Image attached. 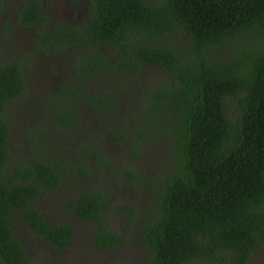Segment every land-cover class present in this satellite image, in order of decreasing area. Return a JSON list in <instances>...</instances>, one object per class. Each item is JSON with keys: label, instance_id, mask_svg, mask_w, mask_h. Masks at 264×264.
Masks as SVG:
<instances>
[{"label": "trees", "instance_id": "trees-1", "mask_svg": "<svg viewBox=\"0 0 264 264\" xmlns=\"http://www.w3.org/2000/svg\"><path fill=\"white\" fill-rule=\"evenodd\" d=\"M20 1L21 24H45ZM49 25L40 46L75 51L29 102L47 112L21 124L33 161L4 116L28 95V56L0 63V264H43L19 231L68 247L67 213L106 264H248L264 239V0H94L86 24Z\"/></svg>", "mask_w": 264, "mask_h": 264}, {"label": "rangeland", "instance_id": "rangeland-1", "mask_svg": "<svg viewBox=\"0 0 264 264\" xmlns=\"http://www.w3.org/2000/svg\"><path fill=\"white\" fill-rule=\"evenodd\" d=\"M65 1L66 0H37L36 2L42 8L41 10L42 14H46L47 18H51L52 20L51 22H53L56 21L57 17L60 16V14H58V11L56 13V9L59 10L61 3ZM5 4H6L7 12H5V14L3 12L0 14V21L2 22L3 30L5 29V27L6 28L11 27L10 23L6 21L7 17H10L11 13L17 12V9L15 8L16 3L13 2V0H5ZM56 4H58V7ZM62 11H64L63 8ZM10 22H15V21L11 20ZM15 27H16L15 29L11 28L10 30H7L6 33H4L5 30L0 31V63L16 61L20 59L21 54L24 55V52L29 50L30 51L33 50V57L31 58V62L26 64V67H24V72L28 84V89H27L28 95L23 101H21V99L19 98H14L10 100L4 109V116L10 126V135L14 140V143L11 146L12 151L22 152L23 149L26 153V157H28V159L33 161L34 155L30 153V149H29V145L31 144L30 143L31 139L28 135H30V133H28V131L26 133V131H24L22 128L23 125L21 124H27V122L29 121L33 123H38L40 122L41 117L46 116L45 114L47 112H42L41 110L34 108L35 106L29 104V102H31L33 98H36L35 96H38V94L43 95L44 91L42 85L44 84L49 85L51 81L53 85L57 84L55 83L54 80L56 68H54L52 64V59L60 60L63 64H66L65 62L73 55L70 51H66L65 55L60 54L58 58L50 54L51 47L37 45L38 31L39 30L48 31L49 24L48 26L44 25L38 28V26H20L18 23H15ZM36 81H39V84H37ZM57 87H59V85H57ZM112 155L113 157L117 156L115 153H113ZM156 165H157V159L155 158L153 160V163L149 161L146 163L145 161L143 162L141 171L142 170L145 171L147 167H154ZM106 177L108 176L102 175L101 179H103L104 181ZM112 184L118 185L117 182H112ZM116 188L118 193L122 192V189L120 187H116ZM139 193L140 195H138L137 197L141 198L142 192ZM60 196H63V192L60 193ZM62 201L64 202L63 198H60V203ZM113 201L119 202V200H115V199H113ZM49 203H52V205H46V206H53L54 204L59 203V200L51 199ZM38 205L40 208L44 206L41 205L40 202ZM138 209L144 211L143 207ZM55 212L56 214H58L56 215V219H59L60 216H63V214L60 213L57 209H55ZM107 213L114 214V219L115 221H117L118 224L121 222L119 221V219H121L122 217H119L117 213L112 209H109ZM71 220L74 221V219L72 218ZM74 226L77 231V233L75 232L74 241L68 245V248L63 249L61 252H59V254L57 252L51 254V251H49V249L46 246H41L39 248H34L33 246H30L29 250L26 249V251L29 254H31L32 252V254H34L35 257H38V260H40L39 262H43V264H106L108 260L103 258L102 254L99 253L95 254V250H93L90 246L84 247V243H86L84 241L85 234L90 229V226L81 225L78 222H76ZM120 227L123 228L122 225L117 226L119 230ZM126 235H129L128 232ZM126 235L125 237H128ZM260 243L261 244L259 248L250 255L248 264H264L263 238L260 239ZM32 244H36V243H32ZM26 245L27 243L25 244V246ZM189 264H215V263L209 261H202V262H194V263L191 262Z\"/></svg>", "mask_w": 264, "mask_h": 264}, {"label": "flooded vegetation", "instance_id": "flooded-vegetation-1", "mask_svg": "<svg viewBox=\"0 0 264 264\" xmlns=\"http://www.w3.org/2000/svg\"><path fill=\"white\" fill-rule=\"evenodd\" d=\"M3 1V3H4V5L6 6V4H5V0H2ZM93 1L94 0H66L65 2H62L61 3V6H60V9L58 10V9H56V13H57V11H58V14H60V16L59 17H57V19H56V21L60 24V25H63V26H65V27H71V26H74V25H82V24H86V21L89 19V17H90V13H91V11H92V8H93ZM13 2H15L16 3V6H15V8L17 9V11H18V9L20 8V6L22 5V2L20 1V0H13ZM29 3H30V1H28ZM3 5V6H4ZM57 5V7H58V4H56ZM62 8L64 9V11H62ZM41 10H42V8H41ZM4 14H5V12H7V10L6 9H4L3 11H2ZM2 12H0V14L2 13ZM42 12V11H41ZM46 17H47V15L46 14H44ZM10 18V20H8ZM49 19H50V21H49ZM11 20H14L15 22H10ZM6 21H8V22H10V25H11V27L10 28H5L6 29V31L7 30H10L11 28H13V29H15L16 27H15V23H18L20 26H38V28L39 27H41V25H40V22H35L34 24H32V25H23V24H21L20 23V21H19V17H18V14L17 13H11L10 14V17H7V19H6ZM49 21V22H48ZM51 18H47V21L45 22V24L44 25H47L48 26V24L49 23H51ZM55 21V22H56ZM1 22V21H0ZM44 25H42V26H44ZM3 25H2V22L0 23V31H2L3 30V27H2ZM50 26V25H49ZM58 30V28H56V31ZM46 33V31H43V30H39L38 31V41H37V45L38 46H40V43H41V39H42V36L44 35ZM66 49H67V51H70L71 53L73 52V51H75V49H73L72 48V46L71 45H67L66 46ZM56 51V53H58V55L56 54V57H58L59 56V51L58 50H53L52 49V52H55ZM22 55V54H21ZM21 55H20V58H21ZM24 55L25 56H28V60H27V62H31V58L33 57V50L32 51H25L24 52ZM51 55H53V56H55V54H51ZM59 58V57H58ZM27 59V58H26ZM19 60V59H18ZM52 64H53V66H54V68H56V70H55V76H54V80H55V83H57V84H55V85H53L52 84V81H51V83L48 85V84H44V85H42V87H43V91H44V93L43 94H46V93H48L47 91H49V89H50V91L49 92H54V91H56L57 89H58V87H57V85H61L64 81H65V79H66V73L63 71V69L61 68L63 65H65V64H63L60 60H55V59H52ZM66 66V65H65ZM26 80H27V78H26ZM36 83L37 84H39V81H36ZM35 83V84H36ZM26 88L28 87V84L25 86ZM28 89V88H27ZM40 94H38V96H39ZM63 216H64V213H63ZM65 217L66 218H69V220L71 221V216L67 213V214H65ZM73 218H75L74 216H73ZM73 223H74V225H75V223H76V221L74 220V221H72ZM125 235H126V232H125ZM16 236L20 239V241L23 243V246H24V248L25 249H28L29 250V247L30 246H33L34 248H39V247H41V246H46L48 249H49V251H51V254H53L54 252H57L58 254H59V252H61V251H57V250H55L50 244H48V242L46 241V240H44L43 238H41V237H38V236H36V235H34V233L33 232H28V230H25V231H19L17 234H16ZM127 236V235H126ZM26 239H28V241L26 240ZM27 243V245L25 246V244ZM32 243H36V244H32ZM129 242H126L125 244H126V248H124V249H127V247H129V248H132V247H130V246H128L127 244H128ZM66 248H68V247H66ZM66 248H64V249H66ZM91 248L94 250V248H93V246H91ZM129 253H131L132 254V250L131 249H129ZM134 254V253H133ZM31 255L32 256H35L34 254H32V252H31ZM149 258V257H148ZM148 258L147 257H144V262L145 261H147L148 260ZM131 260H133V259H131ZM133 262V261H132ZM132 262H130V263H128V264H132Z\"/></svg>", "mask_w": 264, "mask_h": 264}]
</instances>
